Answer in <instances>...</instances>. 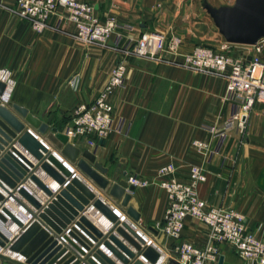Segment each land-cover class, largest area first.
Returning <instances> with one entry per match:
<instances>
[{
  "label": "crops",
  "instance_id": "0c3cea01",
  "mask_svg": "<svg viewBox=\"0 0 264 264\" xmlns=\"http://www.w3.org/2000/svg\"><path fill=\"white\" fill-rule=\"evenodd\" d=\"M159 1L153 0V9L146 12L158 14L155 5ZM148 2L111 0V8L110 1L107 6L105 0L90 3L102 18L111 15L121 25L136 27L134 21L145 14L139 5ZM14 10V0H0V66L12 69L17 80L12 103L63 131L73 109L92 102L105 86L110 69L125 61L129 69L125 83L110 96L113 117L126 120L125 131L112 132L95 146L88 145L85 137L70 141L93 151L110 173L118 171L124 178L131 173L153 178L160 165L174 161L178 178L187 179L189 165L201 160L191 147L192 140L208 139L203 124L219 122L229 111L223 101L224 78L180 64L181 54L190 51L193 42L184 41L178 55L164 59L126 56L111 42L82 43L68 22L37 33ZM56 19L52 17L50 23ZM137 24L142 27L137 32L149 30L146 23ZM54 115L64 121L51 122ZM222 152L206 166L207 179L199 184V195L208 206L238 209L245 215L247 228L264 237V104L254 105L245 135L230 133ZM130 204L139 212L140 221L152 227L162 218L167 197L157 185L135 187ZM206 231L204 223L188 217L181 240L203 246ZM170 248L165 240L166 251ZM220 249L222 264H248L231 246L222 244Z\"/></svg>",
  "mask_w": 264,
  "mask_h": 264
},
{
  "label": "built area",
  "instance_id": "2783aa9c",
  "mask_svg": "<svg viewBox=\"0 0 264 264\" xmlns=\"http://www.w3.org/2000/svg\"><path fill=\"white\" fill-rule=\"evenodd\" d=\"M14 3V12L19 17L28 20L32 29L37 33L49 27L59 29L64 22H68L74 29L75 37L82 43L107 45L111 42L113 48L118 49L126 56L153 60L164 59L168 56L178 55L183 43L182 37L173 32H137L138 28L133 25H121L114 16L108 15L102 18L94 4L84 0H14ZM54 16L57 19L56 23L52 25L50 20ZM236 45L242 44H232L222 39L216 46L195 45L190 51L181 54L182 62L180 61V64L182 66L194 71L212 73L225 79L223 101L228 105L229 111L219 122L203 124L204 130L209 135L208 139L195 138L192 140L191 147L201 160L199 163L189 165L186 180L178 178V165L174 161L160 165L153 178H144L134 173L125 178L127 184L134 186V188L157 185L165 192L167 206L162 218L156 221L152 227H147L140 219L133 220L129 217L122 210L119 200L109 196L107 192H101L87 177L79 174L73 166L50 146H47L76 177L94 191L97 197L115 213L119 225L122 226L124 223L128 229L133 231L134 238L139 242L142 249L151 247L158 253V258L154 264H166L169 258H174L181 264L216 262L222 244L231 246L248 264H264V237L247 228L245 215L233 207L208 206L198 192L199 184L207 179L206 166L214 156L223 154L222 149L230 133L236 132L239 137H243L252 108L256 103L264 104V57L262 56L264 37L255 44L243 45L246 46L247 51L233 50ZM128 72L129 69L125 61L115 64L110 69L108 80L97 97L92 102L80 103L73 109L69 124L62 131L69 140L85 137L88 145L95 146L98 141L105 139L112 132L121 134L125 131L126 120L123 117L118 119L113 117L110 96L115 89L124 85ZM0 82L4 84V89L0 94V105H8L11 103L12 94L17 84L12 69L0 66ZM225 158L223 156V161ZM38 172L44 174L41 169L34 171L36 175ZM44 175L47 181H42L51 187L53 193L56 192L59 185L55 183L53 187V184L50 183L52 179L47 174ZM28 181L35 186L36 190L40 191L39 194L42 193L43 197L40 198L39 196L38 198L36 192L28 191L41 205H45L49 196L34 182ZM16 195L21 201V203L15 201V204L18 205V210L22 211V218L8 209L26 225L32 220V215L27 212L22 203L30 208L32 206L23 197ZM6 204L5 202L4 205ZM2 213L7 218L3 225L8 230V238L11 241L22 229L16 223H11L10 217L4 212ZM90 213L97 217V222L90 218ZM84 215L104 235L114 225L92 204L86 208ZM188 217L207 226L206 242L203 246H195L188 241L181 240L184 222ZM103 220L106 223H103ZM13 225L16 226V233L11 230ZM127 228L125 229L127 230ZM69 229L70 227L63 231L61 240H57L58 243L63 246L67 245L75 259L81 260L82 264H88L86 262L87 254L100 264L93 256L94 250L92 249L100 238L94 240L84 233L92 243L88 249L83 248L80 243L71 238L76 245L85 251V254L82 255L68 245L64 239L63 235L69 236ZM116 235L118 236V234ZM118 237L122 239L120 236ZM165 240L169 242L171 247L169 252L165 249ZM123 242L128 245L142 263L152 264L142 253L126 241L123 240ZM98 248L117 264H122L102 242ZM0 253L18 261L23 262L25 260L19 254L4 252L2 248H0Z\"/></svg>",
  "mask_w": 264,
  "mask_h": 264
},
{
  "label": "water",
  "instance_id": "95a60500",
  "mask_svg": "<svg viewBox=\"0 0 264 264\" xmlns=\"http://www.w3.org/2000/svg\"><path fill=\"white\" fill-rule=\"evenodd\" d=\"M202 6L227 42L252 45L264 37V0H234L232 5L220 6H214L203 0ZM3 89L4 84L0 82V94ZM16 146L30 155L36 163L33 164ZM47 146L73 166L79 174L87 177L101 192H107L109 196L119 200L122 210L129 217L133 220L139 219V212L130 204L134 186L128 185L124 176H120L118 171L110 173L109 168L96 159L93 151L73 144L66 134L57 127H50L48 123L41 121L27 108L12 102L8 105H0V190L8 194L5 196L0 191V248L4 252L19 254L25 259L22 262L0 253V263L82 264L81 260L75 259L67 245L63 246L57 241L61 240L63 231L70 227L69 236L63 235V237L79 254L83 255L85 251L71 238L85 249H88L92 243L84 233L94 240L100 238L92 248L93 256L100 264H117L98 248L101 242L122 264H144L137 259V255L123 240L154 264L158 253L151 247L142 249L135 240L133 231L124 223L122 226L119 225L115 213ZM37 169H41L59 185L56 192L53 193L51 187L34 173ZM27 180L34 182L49 196L45 205H41L24 186ZM16 194L23 197L33 208L22 203L32 215V220L26 225L4 205L9 197L21 203ZM90 204L114 223L107 234L104 235L84 215ZM2 212L10 217L11 223H16L22 229L11 241L8 238L9 232L3 225L7 218ZM86 262L98 264L89 254L86 255ZM222 262L223 255H219L217 264ZM166 264L181 263L169 258Z\"/></svg>",
  "mask_w": 264,
  "mask_h": 264
},
{
  "label": "rangeland",
  "instance_id": "374dc122",
  "mask_svg": "<svg viewBox=\"0 0 264 264\" xmlns=\"http://www.w3.org/2000/svg\"><path fill=\"white\" fill-rule=\"evenodd\" d=\"M90 2L96 0H87ZM111 4V0H105V6ZM203 0H160L155 6L156 13L158 14H148L146 11L153 9V0H146L148 4L139 5L142 9L144 17L141 16V23H146L149 26L148 31H157L163 33H176L180 35L183 42H193L192 45H210L215 43V36L218 37L219 41L224 39L219 33L217 27L215 26L211 16L206 12L202 6ZM210 4L214 6L220 5H232L234 0H207ZM113 4V3H112ZM112 4L110 8L113 7ZM140 9L138 11H140ZM107 16V15H106ZM134 21L136 28L140 27L137 22ZM218 41V42H219ZM218 44V43H217ZM216 44V45H217ZM215 45V46H216ZM233 50L247 51L246 46L236 45ZM264 57V52L262 54ZM181 59V58H180ZM182 62V60H180ZM179 61V62H180ZM204 72V71H203ZM208 73V72H204ZM212 74V73H209ZM215 75V74H213ZM47 118V117H45ZM58 116H52L51 122L64 121V119H58ZM70 121V119H69ZM47 123V122H46ZM69 124V122H68ZM67 124V125H68ZM65 125L63 129L67 126Z\"/></svg>",
  "mask_w": 264,
  "mask_h": 264
},
{
  "label": "bare ground",
  "instance_id": "6f19581e",
  "mask_svg": "<svg viewBox=\"0 0 264 264\" xmlns=\"http://www.w3.org/2000/svg\"><path fill=\"white\" fill-rule=\"evenodd\" d=\"M35 135H36V133L35 132H33ZM38 138H39V136H37ZM17 147V146H16ZM48 148H50V147H48ZM17 149L19 150V151H21L20 150V148H18L17 147ZM21 153H25L24 151H21ZM29 160H31L32 162H33V164L34 163H36L35 162V160L30 156V155H28L27 153H25L24 154ZM29 167V169H31V167L30 166H28ZM45 174V173H44ZM44 174H42L41 172H38L37 173V176L41 179V180H44V181H47V178L45 177V175ZM50 183L51 184H53V187L55 186V182H53L52 180L50 181ZM24 186L28 189V190H31L32 192L34 191V192H36L38 195H37V197L39 198V196H40V198L41 197H43V195H42V193H40L39 194V192L40 191H38V190H36L35 189V186L33 185V184H31L28 180H27V183H25L24 184ZM2 193H4L5 195H8L4 190H0ZM19 199V198H18ZM6 200H7V198H6ZM6 205H5V207H7V208H9L16 216H18V217H20V218H22V214H21V212L18 210L19 208H18V205H16L15 204V201L14 200H11L10 199V197L8 198V200L6 201ZM91 214V213H90ZM90 216V218L93 220V221H96L97 222V217H94V215H89ZM102 220V219H101ZM99 223V222H98ZM103 223H106L104 220H103ZM16 226L15 225H13V228L11 229L12 231H13V233H16V228H15Z\"/></svg>",
  "mask_w": 264,
  "mask_h": 264
}]
</instances>
